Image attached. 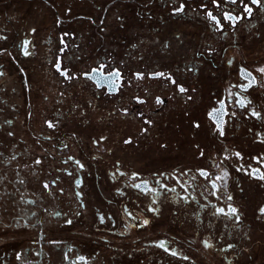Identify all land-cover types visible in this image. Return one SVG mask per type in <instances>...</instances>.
Returning <instances> with one entry per match:
<instances>
[{
    "label": "flooded vegetation",
    "instance_id": "flooded-vegetation-1",
    "mask_svg": "<svg viewBox=\"0 0 264 264\" xmlns=\"http://www.w3.org/2000/svg\"><path fill=\"white\" fill-rule=\"evenodd\" d=\"M260 69L264 0H0V264H264Z\"/></svg>",
    "mask_w": 264,
    "mask_h": 264
},
{
    "label": "snow or ice",
    "instance_id": "snow-or-ice-1",
    "mask_svg": "<svg viewBox=\"0 0 264 264\" xmlns=\"http://www.w3.org/2000/svg\"><path fill=\"white\" fill-rule=\"evenodd\" d=\"M251 2L253 3V4H257V3H259V0H251ZM245 9H246V11H251V9L250 8H248L247 7V5H245ZM182 10V8L181 9H177V11H181ZM209 16L214 20V21H216V17L215 16H212V14L211 13H209ZM225 18L226 19H232V17H230V16H228V15H226L225 16ZM217 23H219V21H217ZM27 41H25V45H27ZM25 54H27V52L25 53ZM59 64H57V68H58V70H59ZM94 72L96 71L95 69L93 70ZM260 71H264V69H260ZM62 74H64V73H62ZM116 75L118 76L119 75V73H116ZM157 75H163V74H157ZM180 91L181 92H184L185 91V89L184 88H180ZM157 102L158 103H160L161 101L159 100V98H157ZM241 106H243V104H241ZM253 115H258L257 113H253ZM53 125L51 124V123H49V127H52ZM218 128H220L221 129V135L223 134V131H222V126L220 125V124H218ZM127 142V141H126ZM236 155H239V153H236ZM202 175H205L206 173H201ZM225 175H227V173H225ZM261 179H264V175H262L261 177H260ZM218 179H219V177H218ZM79 183V182H78ZM47 186V185H46ZM136 187H140V185H136ZM229 199H231V197H229ZM224 211V209H218V212H223ZM262 213H264V208H262L261 210H260ZM229 212L230 213H232V214H235L236 212H237V210L235 209V208H229ZM236 219L238 220L239 219V216H236ZM144 223L145 224H147L148 223V221L147 220H145L144 221ZM160 246L161 247H163L164 245H163V242H160ZM206 246H209V245H207V243H206ZM229 247H231V246H229ZM173 255H175V252H173ZM80 259H83V257H81Z\"/></svg>",
    "mask_w": 264,
    "mask_h": 264
}]
</instances>
